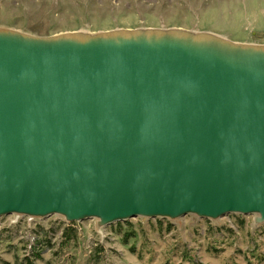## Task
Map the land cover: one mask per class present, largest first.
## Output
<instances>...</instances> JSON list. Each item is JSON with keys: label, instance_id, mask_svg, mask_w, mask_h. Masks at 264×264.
<instances>
[{"label": "water", "instance_id": "95a60500", "mask_svg": "<svg viewBox=\"0 0 264 264\" xmlns=\"http://www.w3.org/2000/svg\"><path fill=\"white\" fill-rule=\"evenodd\" d=\"M264 222V46L0 28V217Z\"/></svg>", "mask_w": 264, "mask_h": 264}, {"label": "rangeland", "instance_id": "374dc122", "mask_svg": "<svg viewBox=\"0 0 264 264\" xmlns=\"http://www.w3.org/2000/svg\"><path fill=\"white\" fill-rule=\"evenodd\" d=\"M0 28L35 37L115 30H184L264 46V0H0ZM134 218L103 227L0 217V264H264V222Z\"/></svg>", "mask_w": 264, "mask_h": 264}]
</instances>
